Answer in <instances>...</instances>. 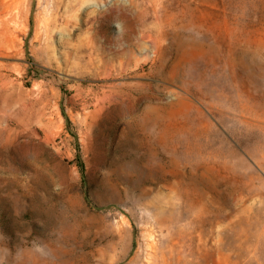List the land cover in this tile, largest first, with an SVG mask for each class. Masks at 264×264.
<instances>
[{"label":"rangeland","instance_id":"obj_1","mask_svg":"<svg viewBox=\"0 0 264 264\" xmlns=\"http://www.w3.org/2000/svg\"><path fill=\"white\" fill-rule=\"evenodd\" d=\"M0 118V264H264V0H0Z\"/></svg>","mask_w":264,"mask_h":264},{"label":"bare ground","instance_id":"obj_2","mask_svg":"<svg viewBox=\"0 0 264 264\" xmlns=\"http://www.w3.org/2000/svg\"><path fill=\"white\" fill-rule=\"evenodd\" d=\"M259 76H260V75H259ZM21 102H22L23 106L26 105V104H24V101H23V100H21ZM3 104H5V103H3ZM26 106H27V105H26ZM24 108H25V107H24ZM39 116H40V115H39ZM0 121H1V118H0ZM35 121L39 122L40 120L36 117ZM39 123H40V122H39Z\"/></svg>","mask_w":264,"mask_h":264}]
</instances>
